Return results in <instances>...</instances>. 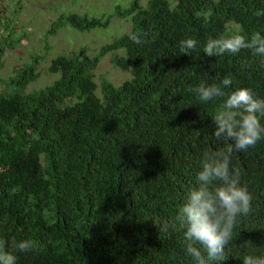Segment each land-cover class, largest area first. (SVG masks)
Segmentation results:
<instances>
[{"label": "trees", "instance_id": "obj_1", "mask_svg": "<svg viewBox=\"0 0 264 264\" xmlns=\"http://www.w3.org/2000/svg\"><path fill=\"white\" fill-rule=\"evenodd\" d=\"M113 15L128 19L130 31L93 57L81 49L52 58L47 71L58 77L43 88L27 91L46 54L0 77V240L17 264H194L184 230L160 227L198 187L205 153L231 141L213 136L226 97L203 103L191 89L230 76L226 93L250 88L264 99V57L249 49L203 53L209 39L264 36V0H132ZM110 19L62 13L44 37L104 29ZM5 28L0 71L5 50L23 37ZM188 38L197 47L184 54L180 41ZM109 53L131 79L97 85L94 71ZM230 167L250 192L252 211L238 218L219 264H242L246 255H264V138L233 152ZM21 241L34 249L19 251Z\"/></svg>", "mask_w": 264, "mask_h": 264}, {"label": "clouds", "instance_id": "obj_2", "mask_svg": "<svg viewBox=\"0 0 264 264\" xmlns=\"http://www.w3.org/2000/svg\"><path fill=\"white\" fill-rule=\"evenodd\" d=\"M143 33H132L130 39L141 44ZM197 41L188 38L180 41L184 54L195 50ZM241 49L251 50L253 55L264 57V36L259 32L246 39L241 34H229L209 39L203 49L208 57L225 53L237 54ZM233 83L225 76L220 84H201L191 89L198 99L207 103L215 98L226 97L212 118L215 124L213 136L231 141L212 153H205L201 170L197 173L198 187L192 190L179 214L172 222L164 221L161 232L175 230L177 224L183 232V245L194 264H219L226 260L225 249L233 238L238 218L252 211V196L240 182V173L230 167L233 152L246 151L264 138V99L256 97L250 88H238L226 93ZM33 241H21V252L32 251ZM0 264H17V257L6 251L5 241L0 240ZM242 264H264V255H246Z\"/></svg>", "mask_w": 264, "mask_h": 264}, {"label": "rangeland", "instance_id": "obj_3", "mask_svg": "<svg viewBox=\"0 0 264 264\" xmlns=\"http://www.w3.org/2000/svg\"><path fill=\"white\" fill-rule=\"evenodd\" d=\"M147 1L140 0V4L145 5ZM131 2L132 0H0V42H3V37L7 34L6 23L14 29L16 37L23 36L20 47L15 50H5L0 77L8 79L14 70L28 62L31 55L46 54L44 62L39 65L41 73L39 79L31 83L27 91L40 89L52 83L58 77L50 75L47 71L52 58L81 49L93 57L103 46L130 31L131 24L128 19L116 17L113 12L117 6L125 8ZM74 11L87 14L89 17L110 16L111 19L104 29H94L82 34L71 28H63L55 36L44 37L51 23L60 14ZM43 43L47 50L43 49ZM113 56L114 54L109 53L100 60L94 71L97 85L101 78L114 85H120L131 79L129 71H121L112 64ZM4 91V85L0 84V92Z\"/></svg>", "mask_w": 264, "mask_h": 264}]
</instances>
